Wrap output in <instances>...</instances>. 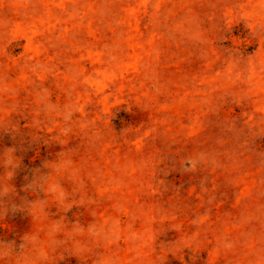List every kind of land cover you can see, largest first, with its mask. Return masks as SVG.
<instances>
[{"label":"rangeland","instance_id":"rangeland-1","mask_svg":"<svg viewBox=\"0 0 264 264\" xmlns=\"http://www.w3.org/2000/svg\"><path fill=\"white\" fill-rule=\"evenodd\" d=\"M0 264H264V0H0Z\"/></svg>","mask_w":264,"mask_h":264},{"label":"clouds","instance_id":"clouds-1","mask_svg":"<svg viewBox=\"0 0 264 264\" xmlns=\"http://www.w3.org/2000/svg\"><path fill=\"white\" fill-rule=\"evenodd\" d=\"M20 256L21 254L15 251V248L12 245H8L5 247L0 248V256L2 257H9V256Z\"/></svg>","mask_w":264,"mask_h":264}]
</instances>
